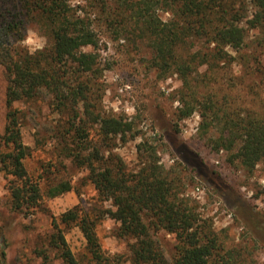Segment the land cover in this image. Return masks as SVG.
<instances>
[{"label": "trees", "instance_id": "obj_1", "mask_svg": "<svg viewBox=\"0 0 264 264\" xmlns=\"http://www.w3.org/2000/svg\"><path fill=\"white\" fill-rule=\"evenodd\" d=\"M90 2L117 33L124 31L148 40L153 52L151 66L159 77L176 74L180 78L178 119L198 109L201 133L215 130L208 142L214 150L226 151L229 163L247 172L264 163V110L234 104L235 98L219 96L215 85L219 62L230 61L225 48L238 51L245 47L248 29L264 30V0ZM248 5L253 8L251 17ZM2 7L0 64L6 72L7 111L0 135V169L7 179L11 209L33 212L45 197L73 188L70 180L51 177L50 167L30 171L27 166L31 149L22 139L23 111L15 103L30 101L46 91L54 110L65 116L57 131L63 152L88 170V180L99 196L111 201L112 208L105 212L119 223V235L132 239V264H241L208 220L200 217L196 205L179 195L178 165L165 168L148 141L137 146L141 165L136 171L127 170L124 161L112 152L117 139L135 138L137 131L128 118L95 110L91 94L98 71L95 50L99 38L88 13L78 14L69 0H10L8 9ZM159 11L169 17L162 19ZM27 20H36L51 36V45L38 55L14 49L13 40L23 36ZM86 46L92 50L84 51ZM204 172L209 178L213 176V182L219 180L216 171ZM233 200L242 208L238 198ZM58 219H51L47 247L37 251L43 262H49V251L53 250L61 264H117L114 256L105 255L95 221L87 213L73 208ZM260 221L257 219V225ZM73 222L86 239V261L75 256L61 227ZM161 229L174 234L177 241L171 260L155 236ZM0 258L4 262L3 249Z\"/></svg>", "mask_w": 264, "mask_h": 264}, {"label": "rangeland", "instance_id": "obj_2", "mask_svg": "<svg viewBox=\"0 0 264 264\" xmlns=\"http://www.w3.org/2000/svg\"><path fill=\"white\" fill-rule=\"evenodd\" d=\"M9 1L0 0L2 10L8 9ZM90 1L69 0V3L78 14L88 13L99 38L95 50L99 55L98 71L91 94L95 110L124 116L134 123L137 131L135 138L124 142L117 139L112 152L119 155L127 170L136 171L141 165L138 144L145 141L153 144L165 168L178 165L179 195L196 205L200 217L208 220L225 247L233 249L241 264H264V163H258L252 172L229 163L228 153L214 150L208 142L215 130L201 133L202 117L198 109L178 119L182 106L180 78L176 74L159 77L151 66L153 52L148 40L114 31ZM252 9L248 5V17ZM159 14L164 20L169 17L162 11ZM22 34L13 40L14 49L20 54L38 55L51 45L49 32L36 20L25 21ZM91 50L90 46L84 47V51ZM225 50L231 57L230 61L219 62L215 70L218 95L235 98L234 104L249 109L264 110V30L248 29L245 47ZM204 70V66L200 68L201 72ZM6 87L5 68L0 64V135L7 111ZM15 105L23 111L22 139L32 156L27 160L29 170L50 167L51 177L70 180L73 188L52 198L45 197L33 212L14 211L10 207L7 179L0 169V251L5 252V260L0 258V264H61L55 251H49L48 263L43 262L37 251L47 247L51 219H58L73 208L95 221L105 255L114 256L117 264H132V239L119 235V223L105 212L112 208L111 201L99 196L88 180V170L63 152L57 131L65 116L54 110L49 94L42 91L36 98ZM205 169L216 171L217 183L212 181L213 176L205 174ZM233 197L238 198L242 208H237ZM257 219L261 220L259 226ZM61 227L75 256L86 261L87 242L79 226L73 222ZM155 236L171 260L176 251L175 235L161 229Z\"/></svg>", "mask_w": 264, "mask_h": 264}]
</instances>
